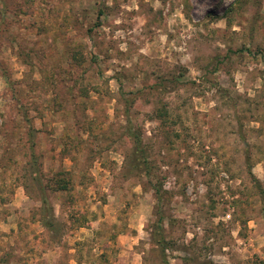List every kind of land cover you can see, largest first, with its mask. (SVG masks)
<instances>
[{"label":"rangeland","instance_id":"1","mask_svg":"<svg viewBox=\"0 0 264 264\" xmlns=\"http://www.w3.org/2000/svg\"><path fill=\"white\" fill-rule=\"evenodd\" d=\"M2 20L0 264H264V0H0Z\"/></svg>","mask_w":264,"mask_h":264},{"label":"trees","instance_id":"2","mask_svg":"<svg viewBox=\"0 0 264 264\" xmlns=\"http://www.w3.org/2000/svg\"><path fill=\"white\" fill-rule=\"evenodd\" d=\"M2 22H3V20L1 21L0 28H1ZM74 59H77V58L75 57ZM0 69H2V63L1 62H0ZM2 72L5 75V77H7V79H8V76L6 75L7 74L6 71L3 70ZM8 80H10V79H8ZM28 120H29L28 121L29 122L28 134L33 136L34 135L33 134L34 128H33V125L30 123L31 120L30 119H28ZM128 132H129V135L134 140V148H133V152L131 153V159L136 164V165H134V167L135 168L138 167L139 169H143V170H144V168H145V170L148 169L149 168L148 152H147L146 146L144 144L143 137L141 136V134L137 133L132 128H129ZM30 150H31L33 166H35L37 169L38 166H36V164H37L38 159L35 156V145L34 144H30ZM249 168L250 169L252 168L251 164H249ZM136 171H138V170H136ZM35 172H37L36 181L41 186V191H40L41 193H40V196L38 197V200H40V202H41V205L38 207V214H39L38 221H40L41 224L46 229H48L50 232L56 233V232H58V224H57V221L54 217L53 207H52L51 202L49 201L47 193H46V189H45L46 186L43 184V180H42V177L40 175L41 171L40 170L38 171V169H37ZM146 174H147V176H149V173H146ZM256 181H257V179H256ZM257 183H259V181H257ZM55 186H56V190H65V189L69 188V182L66 178H61V179L59 178V179H56V185ZM258 186L260 187V185H258ZM153 187L155 189L156 196L160 199L162 196L160 193V189L154 185H153ZM260 192H261V194H263V197H264V189L261 188ZM162 219H163V217H162V215H160L159 220H158L159 224L162 222ZM158 240H159V246H160L159 248L161 249V253L163 255H165V252L167 250L166 240L164 239V237H161ZM164 261H165L164 264H169L167 259Z\"/></svg>","mask_w":264,"mask_h":264}]
</instances>
